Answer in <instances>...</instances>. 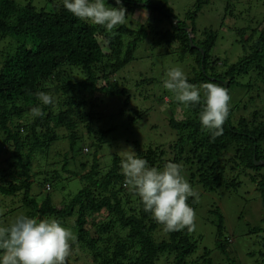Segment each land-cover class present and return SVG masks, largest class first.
Wrapping results in <instances>:
<instances>
[{
  "label": "trees",
  "instance_id": "16d2710c",
  "mask_svg": "<svg viewBox=\"0 0 264 264\" xmlns=\"http://www.w3.org/2000/svg\"><path fill=\"white\" fill-rule=\"evenodd\" d=\"M256 1L261 8L257 15L246 6L243 12L234 9L232 3L224 7L226 20L233 21L227 34L234 37L237 47L228 61L223 56L220 59V48L214 49L218 31L210 26L197 31L194 25L193 19L208 0H196L186 16L190 23L175 20L178 18L171 10L162 11L151 0L144 5L141 0H122L128 9L144 6L153 13L159 10L169 26L147 31L143 24L132 30L124 23L112 35L101 26L75 18L61 0H0L2 200L9 199L13 206L21 203L24 214L30 217L61 220L74 232L72 247H86L96 264H158L163 257L168 264H220L216 260L219 255L228 260L225 264H235L236 259L230 256L236 252L233 234L227 231L219 207L209 210L214 215V249L218 253L213 259L206 247L197 254L202 236L195 235L194 230L167 232L144 211L140 199L124 182L121 155L113 153L110 165L96 158L103 149L106 151V142L112 145L115 138H108L112 129L94 128L101 117L94 105L102 100L98 93L119 98L121 106L128 104V90L134 85L119 83L128 65L124 72L132 78H124L125 82L135 86L154 84L149 73L139 68L138 78L142 80L136 82L131 68L139 44L152 32L156 37L153 45L164 51L163 56H176L186 64L188 82L201 87V97L205 83L228 89L230 111L222 135L213 139L198 119L202 100L189 106L176 101L167 89V102L148 91L144 96L148 108L128 114V130L157 101L167 104L169 134L174 132L165 147L140 148V142L133 139L139 147L136 153L151 167L179 163L193 191L199 187L207 192H235L242 183H253L264 204V162L255 165L254 161H264V0ZM107 3L115 6L114 0ZM101 80L104 85H100ZM41 91L50 93L55 102L42 105L36 96ZM177 106L183 112L181 119L174 116ZM33 107H40L44 116L34 117ZM128 138L124 142H129ZM61 142L68 145L70 157L66 152L52 154V145ZM167 151L171 157L165 158ZM73 178L79 179L80 189L58 206L51 195L53 187L65 188ZM187 203L196 212V197H189ZM158 229L165 236H158ZM258 229L264 233V226ZM258 238L259 249L247 255L255 257V264H264V235Z\"/></svg>",
  "mask_w": 264,
  "mask_h": 264
},
{
  "label": "rangeland",
  "instance_id": "374dc122",
  "mask_svg": "<svg viewBox=\"0 0 264 264\" xmlns=\"http://www.w3.org/2000/svg\"><path fill=\"white\" fill-rule=\"evenodd\" d=\"M154 4L157 3L159 8L169 9L178 18L175 20H186L187 23L191 21L186 19L187 13L193 10L194 3L196 0H151ZM233 1V2H232ZM142 3V2H140ZM230 3L233 4L234 9L243 12L246 7H250L254 14H258L261 10L259 8L260 4L256 0H208L207 3L203 4L200 11L197 12L194 20V25L197 31L210 26L218 31L219 39L218 43L214 46V49H219V57L223 56L224 59L231 61V56H234L232 52L233 48H236V44L233 42L234 37L227 34L229 29L233 26L232 22L226 20L224 16V7ZM138 6V5H137ZM244 6H246L244 8ZM125 7V6H124ZM126 8V15L128 16L126 24L132 30L138 29V27L143 24L145 25V30H162L169 26L167 17L163 16L159 10H155L153 13L149 8H144V6H138L136 8L128 9ZM171 8V9H170ZM257 10V11H256ZM146 13V15H145ZM247 14L244 12L243 15ZM251 14V12H250ZM249 15V13H248ZM160 19V20H159ZM190 28V27H189ZM219 30L221 32H219ZM216 31V32H217ZM190 36H193L190 33ZM148 38V36H147ZM156 37L151 32L146 42L139 44L138 49L135 52V63L131 65L134 67L133 76H135L136 82L141 81L138 78L141 71L149 73L154 81V84L149 85H139L135 86V83L125 82L130 81L132 77L123 70L122 75L125 77L119 83L124 85H134L129 91H131V98L127 101L126 106H121V100L110 95H103L98 93V98L102 100H97L94 108L98 112L99 120L95 121L94 128H104L112 129L113 131L109 134V139H113L112 145L109 141L106 142V151L99 152L96 156L97 159L101 160V163L110 165L113 162V153H118L122 156V150L131 147L135 152H137V147L132 140H138L141 147H148L150 145H164L165 147L169 142H171V137L169 134L170 128L168 126V116L170 110L167 104L163 102L154 101V105L147 111V113L135 122L136 126L130 128L129 131V115L134 113L135 109H147L149 103L144 97L146 93L153 94L156 96H161L167 102L169 100L168 93L165 92L163 87V81L167 78V71L171 67H180L185 74L189 71L186 68V64L181 63L175 57L176 56H163L161 48L153 45ZM152 40H154L152 42ZM230 41V42H229ZM103 45L105 42L102 40ZM177 43H174L176 46ZM162 53H161V52ZM215 53L217 50H214ZM236 60V59H235ZM234 61V60H233ZM137 68H139V71ZM136 69V70H135ZM155 70V72H154ZM120 76V74H119ZM112 80V76L109 77ZM114 80V79H113ZM119 80V79H118ZM100 85H104V81L101 80ZM134 96H133V92ZM164 91V92H163ZM169 91V90H168ZM170 92V91H169ZM127 97L125 98V100ZM128 112V113H127ZM175 118L181 119L183 117V112L180 110V106L176 107L174 113ZM170 135V136H169ZM125 137H129V142H124ZM173 139V138H172ZM59 151L64 154L68 153L70 157V152L68 145L65 142L59 143L57 146L52 145V154ZM171 157V152L167 151L165 158ZM70 164V163H69ZM6 165H3L5 167ZM70 168V166H68ZM186 176V175H185ZM187 177V176H186ZM33 179V178H32ZM31 179V180H32ZM66 185V186H65ZM65 188L60 189V187H53L52 191L53 202L58 206L66 201L70 196L77 192L80 187V181L78 178H73L70 180L69 184L66 183ZM36 184H33V189H35ZM45 187H48L45 185ZM195 193L197 194V206H196V216H195V229L194 234L202 236V242L199 243V250L197 254L202 253L204 247L209 249L212 253L213 259L218 254L214 249V225L212 219L214 215L209 212L212 206H217L220 208V212L223 213L225 218V227L230 234H233V246L236 252H233L230 256L236 259L235 264H255V257H250L247 255L248 252L259 249V238L264 235L263 232H259V227L264 226L262 221L264 217V204L260 197L259 192L256 190V186L253 183L245 182L238 188L237 191H224L218 189L214 192H207L198 187H195ZM48 191V189L46 188ZM10 198V197H9ZM11 199V198H10ZM21 203L13 204L7 198L2 200L0 196V223H8L17 214H24ZM17 207V208H16ZM214 209V208H212ZM68 223H73L69 220ZM89 228V225H86ZM257 228L258 231L255 230ZM73 232V231H72ZM74 234V232H73ZM158 236H165L162 229H158ZM216 260L220 264L227 263L223 255H219ZM67 264H96L92 260V257L84 246H74L72 247L71 254L67 258ZM158 264H168L166 257H163Z\"/></svg>",
  "mask_w": 264,
  "mask_h": 264
},
{
  "label": "clouds",
  "instance_id": "9594fccd",
  "mask_svg": "<svg viewBox=\"0 0 264 264\" xmlns=\"http://www.w3.org/2000/svg\"><path fill=\"white\" fill-rule=\"evenodd\" d=\"M146 3V0H141ZM62 6L75 18L101 26L109 35L123 25L128 16L122 0H61ZM146 15V13H145ZM163 87L171 91L176 101L194 105L203 101L198 119L211 138L223 133L230 111V94L226 87L214 82L197 87L188 82L180 67L167 71ZM42 105L53 104L50 93L38 92ZM34 117H43L40 107H33ZM120 171L125 184L140 199L145 212L164 226L167 232L195 229V211L187 203L197 194L182 174V165L168 162L162 168L151 167L148 161L131 147L122 150ZM76 237L61 220L54 217H30L17 214L8 223H0V264H67Z\"/></svg>",
  "mask_w": 264,
  "mask_h": 264
},
{
  "label": "water",
  "instance_id": "95a60500",
  "mask_svg": "<svg viewBox=\"0 0 264 264\" xmlns=\"http://www.w3.org/2000/svg\"><path fill=\"white\" fill-rule=\"evenodd\" d=\"M141 5H144L145 3H140ZM192 42V41H191ZM226 85V83H225ZM254 161H255V165H259L261 163H263L264 161H256V159L254 158Z\"/></svg>",
  "mask_w": 264,
  "mask_h": 264
}]
</instances>
